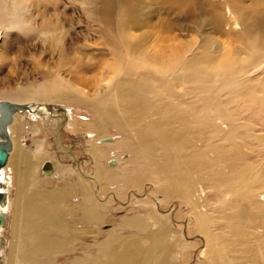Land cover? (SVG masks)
Masks as SVG:
<instances>
[{"label": "rangeland", "instance_id": "374dc122", "mask_svg": "<svg viewBox=\"0 0 264 264\" xmlns=\"http://www.w3.org/2000/svg\"><path fill=\"white\" fill-rule=\"evenodd\" d=\"M235 17L246 26V30L244 26L243 29L241 26L237 28L234 23ZM252 21L255 25L248 27ZM50 34L55 35V38L52 36V39H46ZM259 36L264 39V0H0V100L9 101L10 92H17L60 76L62 80L67 81L65 84L59 83V88L52 94L60 96L59 98L67 95V82L80 83L85 88L86 96L80 97L81 100L85 97L97 99L103 92L107 93V98L114 99L115 93L111 92L113 89L111 86L114 85H118L123 97L130 93H132L130 97L134 99L142 97L146 108L136 105V108H130L124 113L118 111L117 115L121 116L131 111L140 116L141 120L137 122L140 126L146 124V129L153 134L152 143H157V146L165 137L167 140H173L175 136L164 134L161 131L163 126L171 124L173 128L180 123L190 122L192 125L187 123V126L192 129L189 134L191 137L189 139L183 137L185 142L182 144L189 143L191 157L198 155V158H195L197 168L191 173L196 176L197 189L188 199H171L164 188H159L164 177L159 166L162 167L164 163L161 161L162 164H155L153 159L156 152L138 142L136 132L139 127H134L131 123L129 127L134 130L128 127V130L124 131L108 122L107 133L98 136L100 129L105 127L94 111L100 106H92L94 109L92 110L68 101L56 100L47 104L46 112H51L50 114L55 117L64 114L69 107L73 114L64 127L57 122L47 125L53 130L48 137L47 146L53 157L51 162L54 171L51 174L45 173L40 168L39 177L44 180L41 181V189L48 191L56 186H62L65 180H69L68 169H73L78 173L81 171L90 179L99 198H106L105 189L108 193L118 195L119 199H116L119 202L115 201L111 205V214L102 225V231L119 227L122 219L128 215L148 213L150 217L153 209L145 205L158 201L157 198L164 199V205L168 210L170 207L165 215L170 217L176 233L183 234L184 241L188 239L185 245L176 242L179 244L177 246L175 244L176 247L168 253V264H203L200 253L205 247L199 239L202 235L196 231V218L194 220L191 218L201 211L208 212L214 232H222L223 236H226L227 209L223 208V204L227 198V177L222 178L216 168L220 164L226 166L230 164L236 154L230 141L220 140V137L213 135L215 131L210 125L211 121L204 118L213 114L221 118L232 113L238 115L237 121L240 114L242 121H248L249 124L251 121L256 125L252 134L262 136V143L254 137L247 139L245 132H239L242 142L247 143L246 146L250 150V156L246 161L251 167L258 166L264 161V156L258 155L260 151L257 150V146L264 147V100L259 99L257 104L252 106L251 99L240 88L236 91L227 88L229 79L224 76L227 72V59L220 56L224 52V46L238 54L244 51L246 45L256 42V37ZM209 41L213 52L217 49L213 53L217 59L205 69L203 79L211 88V94L206 97L200 93L197 99L193 100L191 96L197 93L195 89L199 83L197 80L195 85H183L173 81L170 73L162 70L173 63L177 55L181 54L183 61L202 52L205 49L204 44ZM175 50L178 51L175 53ZM127 52H131L138 63H158L160 66L139 65L134 71L126 70L117 76L115 71L121 62L125 63ZM263 75L264 72H261L256 77ZM111 78L109 84L103 81ZM98 81L101 82L97 86ZM168 82L170 89L166 88ZM214 89L216 90L212 92ZM184 91H187L191 100L189 99L190 103L184 101L179 110L187 109L188 106V111L174 124L172 114L176 107L171 100ZM262 91L264 88L258 89L259 94H263ZM17 103H30L37 109L38 112H27L28 119L32 116L46 115L44 110L38 109L40 103L34 101ZM74 120L76 125L72 128L70 124L74 123ZM91 123L94 124L93 128ZM239 128L237 125L235 130ZM26 135L27 143L31 145L33 135L30 132ZM97 146L105 149L107 153L101 158L104 170L110 171L108 172L110 176L106 179H97L96 162L91 153ZM127 148H130V152L126 150ZM258 156L263 157L261 159ZM129 159L132 162L127 165ZM124 165H127L126 170H123ZM200 187L202 188L199 193ZM17 188L16 184L10 183L9 216L6 225L0 226L2 228L0 237L5 243L0 251L2 264H10L16 207L18 210L26 209L32 197L28 194L24 197ZM252 212L254 216L256 210L253 209ZM75 219L68 221L69 228H81L82 220L78 217ZM158 229V225L153 226L151 231L144 235ZM133 232L137 231L126 230L123 235ZM87 235L80 237L78 245L80 250L67 255L58 253L54 262L69 264L71 260L77 259L76 256H85L88 250L93 253L97 251L94 237ZM105 235L100 236L99 240H104L107 236ZM187 241L190 243L187 244ZM233 241L235 245L236 242L239 244L236 247L237 251L229 250V258L233 264H242L237 257L243 254L241 248L245 247V241L241 239ZM44 257L45 260H50L49 254H45ZM214 259L216 261L212 258L213 263L209 264H229L227 258Z\"/></svg>", "mask_w": 264, "mask_h": 264}, {"label": "bare ground", "instance_id": "6f19581e", "mask_svg": "<svg viewBox=\"0 0 264 264\" xmlns=\"http://www.w3.org/2000/svg\"><path fill=\"white\" fill-rule=\"evenodd\" d=\"M235 20L233 22L237 28L244 26L236 17ZM254 25L252 21L249 22L248 27H253ZM244 27L246 30V26ZM46 34L48 35L49 32H46ZM52 36L50 34L46 39L50 40ZM53 37L55 38V35ZM210 43L209 41L204 44L205 49L202 52L195 54L193 57L189 56V58L187 57L183 61V58L181 59L180 57L181 54L177 55L176 60L170 63L165 70H162V72L170 73L173 81L180 82L183 85H195V81L197 80L199 82L195 86L197 93L193 97L191 96L193 100L197 99L200 93H203L206 97L211 94V88L206 81H203L205 69L217 59V56L213 54L217 49L215 48L216 50L213 52L209 46ZM223 49L224 52L220 56L227 59V72L224 74L229 79L227 88L233 91L240 88L243 93L249 96L252 106L257 104V100H264V93H258L259 88H264V75L259 78L256 77L258 73L264 72L263 37H256V42L246 45L244 51L238 54L232 52L228 46H224ZM176 51L178 50H175V53ZM139 65L160 66L158 63H138L131 52H127L125 54V63H120L115 74L117 73L116 75L119 76L126 70L132 72ZM255 77L256 79H254ZM65 81L67 80H62L59 76L42 84H33L17 92H10L11 101H9H16L15 103L34 101L40 103L38 109L45 112L46 110L48 111L47 104L56 100L84 105L90 109H92V106H100L99 109H92L99 120L105 124L104 129H100L101 132L97 133L98 136H104L107 133L108 122H112L124 131L128 130L131 123L134 127H139V130L136 132L138 142L152 148L156 152V156L153 159L155 164L164 163L162 167L159 166L164 175L163 182L159 185V188H164L171 199H188L194 193L197 189V179L191 173L197 168L195 158H198V155L191 157V153H189L190 144H182L185 142L183 137H188V139L191 137L189 134L192 129L187 126V123L191 124L190 122L180 123L173 128L171 124L163 126L161 131L164 134H175V136L173 140H167L165 137L157 146V143H152L154 139L152 137L153 134L146 129V124L140 126L139 122H137L141 120L140 116L135 115L136 113L131 111L121 116L117 115L118 111L124 113L130 108H136V105L146 108V103L142 101V97L134 99L130 97L132 94L130 93V95H125L126 99H124L118 85H114L113 87L111 86L113 88L111 89L112 91L110 90L115 93L114 99L107 98V93L103 92L99 98L97 97V99L93 100V98L89 99L85 97L86 90L80 83L73 84L70 82H67L68 84L66 85L68 90L67 95H65L66 98L63 96L62 98L56 95L53 96L52 94L59 88L58 84H65ZM103 81L109 84L112 78ZM123 81L127 82V80ZM100 82L98 81L97 86L100 85ZM166 88L170 89V82L166 84ZM186 92L184 91V93L178 95L179 100L178 97L171 100V103L175 104L176 107L172 114L175 119L174 124L177 123L179 117L185 116L188 111V106L187 109L179 110L184 101L190 103V96ZM104 93L105 96L103 95ZM83 95H85V98L81 100L80 97ZM257 106L259 107L260 105ZM27 112L30 111L18 112L14 115L13 124L9 127L13 149L7 164L0 171V181L3 184L0 192L7 194L5 200L0 203V214H6V220L0 226L6 225L9 216L10 183L16 184L17 190H20L24 197H27V194L32 195L26 209L18 210V207H16V218L13 223L14 241L11 244L10 264H58L54 262L58 253L67 255L80 250L81 248L78 247L81 240L80 237L87 234L94 237L97 251L93 253L91 250H88L85 256H76L77 259L71 260L69 264H168L167 257L170 250L180 242L185 245V241L188 239L184 241L183 237L185 236L176 233L170 217L165 215L170 210V207L168 210V207L164 205V199L159 200L157 198L158 201L154 203L146 205L144 203L145 206L153 209L150 217L148 213H139L134 216L128 215L122 219L119 227L116 226L114 230L102 231V225L107 222L111 214V205L117 201L116 198L119 199L118 195L108 193L105 189L104 196L106 198H102L104 199L102 200L98 197L97 191L92 186L90 179L81 171L78 173L73 169H68V172H70L69 180H65L62 186H56L48 191L41 189V181L44 180H41L39 177L40 168L47 161L53 162V157L47 146L48 137L53 130H50L47 125L57 122L64 127L71 119L73 113L70 107L61 116H56L57 118L50 114L51 112H46V115L43 117L32 116L33 114L31 113L33 112L31 111L32 117L28 119L29 115H27ZM237 116L230 113L218 118L217 114H213L204 118L211 121L210 125L215 131L213 135L220 137V140L230 141L232 148L236 150V154L231 159L230 164H227V166L220 164L216 168V171L222 178L226 179L227 177V198L223 204V208L227 209L226 227L228 231L226 236H223L222 232H214L212 229V219L208 212L201 211L191 218L193 220L196 218V231L202 235V238L199 239H201L205 247L200 253V257L203 258V264H209L212 258L213 261H216L214 257L220 260L227 258L229 264H233L228 252L229 250L235 251L237 249L236 247L239 243L236 242L237 245H235L233 240L239 241L240 239L245 241V252L244 248H241L243 249V254L240 257H237L238 255L235 256L242 261L241 263L264 264V166L262 167L264 161L258 166L253 165L254 167H251L247 163L246 159L250 156V150L246 146L247 143L244 144L242 142L243 140L239 132H245L247 139H252V137L256 138L255 140L259 139V143H262V136L255 133L252 134L253 128L256 125L251 121L252 125L248 121H242L241 114L237 121ZM75 122L74 120V123H71L70 127L73 128L76 125ZM150 123L153 122L150 121ZM237 125L240 128L235 130ZM91 127H94L93 123H91ZM28 132L33 135L31 139L32 144L30 143L33 147L27 143L26 134ZM129 133L131 134V132ZM126 150L130 152V148ZM257 150L258 152L260 151L258 155L264 156V147L257 146ZM91 153L96 162L97 179H106L110 171L104 170L105 168L101 162L105 149L97 146ZM263 156L258 157L262 159ZM248 161L250 162V160ZM130 162H132L131 159L127 161V165ZM127 165L123 166V170L127 169ZM58 167L59 165L56 168ZM229 179L232 180L229 181ZM201 188L198 190L199 193ZM75 199L77 201H74ZM107 199L108 201H106ZM253 209L256 210V213L254 212L256 218L253 216ZM77 217L82 220L80 222L81 228H69L68 221L76 220L75 218ZM157 225L159 227L157 231L144 235L151 227ZM251 228L255 230H251ZM1 230L2 228H0V233ZM126 230H136L137 232L123 235ZM104 234L107 235H105L106 238L102 241L99 240L100 236ZM148 242L150 243L148 244ZM176 242L179 243L176 244ZM240 243L243 244L242 242ZM4 244V239L2 238V246ZM0 251H2V248H0ZM45 254H49L50 260H45ZM0 263L2 264L1 257Z\"/></svg>", "mask_w": 264, "mask_h": 264}, {"label": "water", "instance_id": "95a60500", "mask_svg": "<svg viewBox=\"0 0 264 264\" xmlns=\"http://www.w3.org/2000/svg\"><path fill=\"white\" fill-rule=\"evenodd\" d=\"M26 111L38 112L33 104H21L10 102L7 100L0 101V171L7 164L13 149V143L9 132V127L13 124L14 115L18 112ZM43 172L51 173L53 171L52 162L47 161L42 166ZM0 181V188L2 186ZM5 193L0 192V203L6 198ZM6 220V214H0V225H3ZM2 246V238H0V248ZM1 264V263H0Z\"/></svg>", "mask_w": 264, "mask_h": 264}]
</instances>
